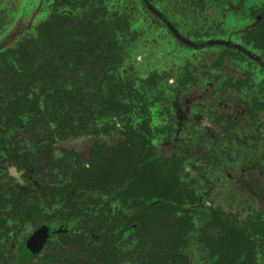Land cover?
<instances>
[{
	"label": "trees",
	"instance_id": "16d2710c",
	"mask_svg": "<svg viewBox=\"0 0 264 264\" xmlns=\"http://www.w3.org/2000/svg\"><path fill=\"white\" fill-rule=\"evenodd\" d=\"M87 3L93 8L74 14ZM96 4L105 3L61 0L48 20L0 51V157L32 140V154L9 162L38 183L27 191L0 185V264H190L194 217L204 214L157 148L146 91L120 74L125 53L113 35L125 20L110 28ZM260 26L248 42L264 58ZM84 135L94 139L88 159L53 157L54 142ZM259 220L216 216L208 223L215 238L203 239L204 264H264ZM26 225L53 233L37 254L27 247L31 234L21 236Z\"/></svg>",
	"mask_w": 264,
	"mask_h": 264
},
{
	"label": "flooded vegetation",
	"instance_id": "af4514ba",
	"mask_svg": "<svg viewBox=\"0 0 264 264\" xmlns=\"http://www.w3.org/2000/svg\"><path fill=\"white\" fill-rule=\"evenodd\" d=\"M45 1L49 0H42V6ZM60 1L61 0H50V2L47 3L50 10L52 11L50 17L56 11L55 4L59 3ZM127 1L134 4V7L132 5L127 10L117 7L112 8L109 5L110 0H103V3H105L104 6L97 4L94 6V8H104L103 10L106 12H104L105 16L103 18L109 22L107 25L110 28H116V22H122L117 21L118 19L125 20L123 21L125 23L121 25L122 31L116 36L113 35V38H115L116 41L120 40L119 44L115 43V47L119 46L124 48L125 60L120 69V74H122L123 77L124 75L129 74L128 72H123V68L128 60V53H130V51L133 49V46H135L142 38L141 35L143 34V29L136 28V25L139 24V21H135L137 19V15L141 18L142 12L146 13V15L149 17L148 19L151 21V26L153 29L161 30L162 33H156L159 38L165 37L168 40V38L171 37L179 46L195 51L219 48L220 57L218 56L216 60H212V64H208L206 58L203 59L204 62L206 60V63L201 65V72L199 73H197L198 68L196 71H194L192 68V63L187 62L184 71L174 80L163 82L164 79L160 77V75L152 73V75H150L151 77L153 76L152 81H148L150 76L143 81L141 79L136 80L134 76H132V81L135 82V87H137L136 89L142 88L146 91L145 100L149 103V107H147L146 112V118L148 120L147 125L150 127L153 137L157 138L156 144H161L160 148V145L157 146L160 153L168 158V160H173L175 162L177 177L183 189H187L189 191L190 199L196 203L200 209L199 211L202 212L204 214L203 217L206 218V229L214 232L212 227H208V223H210L216 216L228 218V216L233 214L234 216L239 217V219L247 220L251 215H255L260 217V232H264V205H262L261 209L255 211L249 209L247 215L244 218H241L237 214L231 213V211L224 210L221 206L209 204L206 201L209 189L204 187L208 184L206 175H208L209 171L207 172V169L211 168V164L219 165L223 156L228 157V149H231L230 146L227 147L229 142L234 140L243 144V140L239 139L238 134L240 132L241 134L245 135V133H242V129L246 123V120L242 118V110H238V99L240 98L238 95L243 94L245 97V95L248 94L247 96L249 99V105H246L245 102H243L242 105L247 106L245 115H247V117H249L248 119L251 121L249 125L254 127V129L257 131L256 136L253 138V143L255 148L260 146L264 149V145H262V143L264 144V126H262V124L259 122V116L262 112L264 113V81L262 80L261 85L259 86H256L253 81L255 74V72H253V66L258 67L264 74V58L262 57L261 50L254 48V44L248 42L249 38H255L252 32L259 29L261 27L260 25L264 23V0L261 2L260 0L256 1L255 4L257 6L251 5V3L248 4L249 13L251 14V17H254L253 21L255 23L251 25L250 28L249 26L248 28H245L241 33H233L234 37L239 38V43L233 40V36L215 38V32H209L211 30H206L204 28H208V23L202 25L201 29H199L197 24H193L191 21H185L186 24L184 25L181 21H178L176 17H173L171 12H169L170 7L167 8L168 4L165 0ZM183 2L189 4L191 9L199 8L202 14L207 13L211 6L216 4H220L219 7L224 12L229 11L230 13V11L234 10L232 6V0H184ZM136 4L141 5L140 8L142 10L139 7H136ZM242 6V9L246 10L247 3L244 1ZM62 8L66 11L72 10V6L69 3L63 4ZM91 8H93V6L91 7V4L89 3H87L85 7L78 6L77 9L74 10V14L79 16L80 13L83 11H88ZM101 19L102 17L98 18V21ZM148 19H145L144 21H147ZM219 24L220 25L216 24L215 28L218 27L222 29L223 24L221 22ZM35 28L36 24L33 29ZM33 29L28 28L21 32L24 34L25 32ZM19 35L20 34L18 33L17 36ZM217 36L221 35L218 34ZM229 59H235L236 61L240 63L243 62L245 64L249 62L251 65H248V68L244 72L238 71L237 67H235L236 65L234 67L232 65H221L227 66L228 68H231L232 66L233 69H235L232 74L237 76V79L235 77H227L225 81H223V85L219 89L220 94L218 99L214 100L215 105L213 106H218L225 111L216 113L215 111H212L213 106L209 105V107L206 108L207 112H205V114H201L200 111L193 115L191 119H189L187 117V105L185 103L186 97L184 96L191 95V87H196L198 84H200L204 77H211V74L208 73V69L218 68L220 65H214L219 64L220 62L226 64V62L231 61ZM241 73L244 74L241 75ZM127 78L129 79V76ZM231 99H234L237 102L230 106L228 105L227 101ZM133 100L135 102H140L138 99ZM216 101H218V103ZM199 110H201V108H199ZM226 111L230 112V114ZM210 117L213 118L212 121H209L208 118ZM156 118L157 121L160 120L157 122L158 124L155 121ZM196 125H198V127H195ZM101 126L102 124L100 127ZM210 128H212V130H210L212 131L211 136L213 139L217 137L216 143H218L219 146H207L205 143L203 134L207 133ZM186 129H188L190 133V136L188 137H185L186 135L184 134ZM204 130L206 132H204ZM234 130H236V132ZM101 135L102 134H100V137ZM229 136H231V138ZM83 137L90 136L84 135ZM163 138L170 139V141L164 142L165 140H162ZM198 146H202L203 148L201 155L202 159L198 158L195 162L194 159L196 158V154L194 153L197 151ZM13 148L18 150L16 155L9 154L12 153L11 151ZM31 148L32 147L30 145L25 144L18 147H12L9 148L10 151L7 152L5 156L0 157V176L2 177V175H6L7 177L0 181V185L4 184L6 186L5 188H11L20 191H27L30 190L32 186L38 185L35 178L31 175L32 171L28 173L24 170V168L9 162V158H25L26 155L22 154L24 151L28 150L29 153L32 154ZM220 153H222L221 155L223 156H221ZM242 167L243 168L240 169L242 172L239 173L240 181V175L244 172L246 166L244 167L243 165ZM249 168L250 169L247 170L248 173L256 172L258 176L264 177V155L262 157V161H257V159L252 161ZM218 169L219 168L216 167L212 170L214 171ZM226 180L235 181L237 179H231V176L228 175L226 176ZM9 208L10 207L7 206V209ZM34 232L35 231L32 230V233H30L31 235H29L26 243H28V240ZM49 234V236H51L53 234L52 231H50ZM259 240L262 241L264 239L259 236L257 242ZM257 250L258 252H261L260 245H257ZM35 254H37V252ZM259 255V260H264L262 258V254L259 253Z\"/></svg>",
	"mask_w": 264,
	"mask_h": 264
},
{
	"label": "rangeland",
	"instance_id": "374dc122",
	"mask_svg": "<svg viewBox=\"0 0 264 264\" xmlns=\"http://www.w3.org/2000/svg\"><path fill=\"white\" fill-rule=\"evenodd\" d=\"M165 1L168 4L167 8L170 7L169 12H171L173 17H176V19L181 21L184 25L186 24L185 21H191L193 24H197L199 29H201L202 25L208 23V28H204L206 30H211L209 32H215V38H225L224 36L232 37L234 32H236V34L238 32L241 33L245 28H248V26L250 28L251 25L255 23L253 21L254 17H251V14L249 13L248 4L251 3V5L257 6L255 2L259 0H232V6L234 10L230 11V13L229 11H222V9L219 7L220 4H216L213 5L214 7L211 6V8L205 14H202L199 8L191 9L189 4L183 2L184 0ZM244 1L247 3L246 10L242 9V4ZM261 1L262 0H260V2ZM49 2L50 0L45 1L42 6V0H0V51L11 46L12 41L17 37L18 33L28 28L33 29L35 24L36 27H38V24L49 18L52 14V11L47 4ZM109 5L112 8L117 7L124 10H127L132 5L134 7V4L127 0H110ZM140 6L141 5L136 4V7L140 8ZM136 18L137 19L135 21H139V24L136 25V28L143 29V34L141 35L142 38L139 40V42L133 46V49L130 51V53H128V60L123 68V72L129 73L128 75H124L126 78L129 76V79L132 80V76H134L136 80L141 79L143 81L152 75V73H156L164 79L163 82H168L181 75V73L184 71V68L186 67L185 65L187 62L192 63V68L194 71H196L198 68L197 73H199L201 72V65L206 63V60L204 62L203 59L206 58L208 64H212V60H216L218 56L220 57L219 48L195 51L179 46L171 37L168 38V40L165 37L159 38L156 33H162L161 30L152 28L151 21L144 12H142L141 18L138 15ZM145 19L148 20L144 21ZM220 22L223 24L222 29L218 27L215 28V25H220ZM218 34L221 36H217ZM232 38L234 41L239 43L238 37L233 36ZM229 60L231 61L226 62V64L220 62L219 64L213 65H232L233 67L236 65L235 67H237L238 71L240 72L246 71L248 65H251L249 62L245 64L243 62L240 63L235 59ZM220 66L215 69H208V73L211 74V77H204L200 84H198L196 87H191V95L184 96L186 97L185 103L187 105V117L189 119H191L193 115L200 111L201 114H205V112H207L206 108L209 107V105H215L214 100L218 99L220 94L219 89L222 87L223 81H225L227 77H235L237 79V76L232 74V72L235 70L232 66L231 68H228L227 66ZM253 69V72H255L253 81L256 86H259L261 85L262 80L264 81V74L256 66H253ZM242 74L244 73H241V75ZM247 95H245V97L243 94L238 95L240 96L238 99V110H242V118L246 120V123L242 129V133H245V135L241 134L240 132L238 134L239 139L243 140V144L234 140L229 142V144L227 143V147H231V149H228V157H224L221 155L222 153H220V155L223 156L221 163L219 165L211 164V168L207 169V172L209 171L208 175H206L208 184L204 186L209 189L208 196L206 197V201L209 204L221 206L224 210L231 211V213L237 214L241 218H244L247 215L249 209L255 211L261 209L262 205H264V177L258 176L256 172L248 173L247 171L250 169L249 167L252 161L255 159H257V161H262V157L264 155L263 148L260 146L255 148L253 138L256 136L257 131L254 129V127L249 125L251 121L248 119L249 117L245 115L247 106L242 105L243 102H245L246 105H249V99ZM216 102L218 103V101ZM236 102L237 101L234 99L227 101L228 105L230 106ZM199 108H201V110H199ZM212 111L219 113L225 110L218 106H213ZM228 113L230 114V112ZM208 119L209 121L213 120L211 117ZM155 121L157 123L160 120L157 121L156 118ZM259 122L262 124V126H264L263 112L259 116ZM195 127H198V125ZM210 130H212V128H210L207 133L203 134L205 143L207 146H219V144L216 143L217 137L213 139L211 136L212 131ZM234 131L236 132V130ZM204 132L206 131L204 130ZM184 134L186 135L185 137L190 136L189 130L186 129ZM101 137L102 138L99 140L103 144L108 145L112 143L111 140L113 138L111 135L106 136L105 134H102ZM229 137L231 138V136ZM31 142H27L25 145H30ZM93 145L94 139H92L91 136L69 138L66 141L57 140L52 144L53 157L55 159H59L63 155V151H68L74 152L78 155V158H81V160L84 161L87 159ZM262 145L264 144L262 143ZM157 146L160 148L161 144L159 143ZM202 151V146H198L197 151L194 153L196 154V158L194 159L195 162L198 158L202 159ZM243 165L246 167L244 172L240 175V181L239 173L242 172L240 169L243 168ZM216 167L220 170L218 169L213 171L212 169H215ZM228 175L231 176V179L235 178L237 180H226V176ZM194 220L195 229L191 233V236L188 240L190 245L188 251L190 264H204L208 254L207 248L209 246L207 243L205 244L203 239L204 237L212 238L214 235L213 232L209 230H203L206 225V218L201 217L200 215L195 216ZM32 230V227L29 225L24 226L23 231L21 232L22 238L26 234L32 233ZM203 232L206 233L203 234ZM261 252L263 253H261L262 258L264 259L263 247H261Z\"/></svg>",
	"mask_w": 264,
	"mask_h": 264
},
{
	"label": "water",
	"instance_id": "95a60500",
	"mask_svg": "<svg viewBox=\"0 0 264 264\" xmlns=\"http://www.w3.org/2000/svg\"><path fill=\"white\" fill-rule=\"evenodd\" d=\"M49 237V230L47 227H41L33 233L27 243V247L31 252L38 253L41 251Z\"/></svg>",
	"mask_w": 264,
	"mask_h": 264
}]
</instances>
